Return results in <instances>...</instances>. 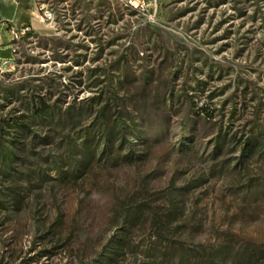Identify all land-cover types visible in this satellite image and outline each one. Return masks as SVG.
I'll return each instance as SVG.
<instances>
[{"label": "rangeland", "instance_id": "obj_1", "mask_svg": "<svg viewBox=\"0 0 264 264\" xmlns=\"http://www.w3.org/2000/svg\"><path fill=\"white\" fill-rule=\"evenodd\" d=\"M33 2L0 264H264V0Z\"/></svg>", "mask_w": 264, "mask_h": 264}, {"label": "crops", "instance_id": "obj_2", "mask_svg": "<svg viewBox=\"0 0 264 264\" xmlns=\"http://www.w3.org/2000/svg\"><path fill=\"white\" fill-rule=\"evenodd\" d=\"M37 8L33 0H0V58L13 59V40L9 27L34 29Z\"/></svg>", "mask_w": 264, "mask_h": 264}, {"label": "built area", "instance_id": "obj_3", "mask_svg": "<svg viewBox=\"0 0 264 264\" xmlns=\"http://www.w3.org/2000/svg\"><path fill=\"white\" fill-rule=\"evenodd\" d=\"M41 15H40V20L42 22H45V21H49L52 17V13L51 11L47 10V9H41ZM9 32L12 36V40L13 41H16L20 38H23V37H26L30 31H31V28L30 27H25V28H22V29H16L15 27L13 26H10L9 28ZM0 37H1V29H0ZM13 59H4V58H0V69L2 68H12L13 67Z\"/></svg>", "mask_w": 264, "mask_h": 264}, {"label": "trees", "instance_id": "obj_4", "mask_svg": "<svg viewBox=\"0 0 264 264\" xmlns=\"http://www.w3.org/2000/svg\"><path fill=\"white\" fill-rule=\"evenodd\" d=\"M29 34H30V33H29ZM29 34H28V35H29ZM45 108H46V107H45V106H43V107H41V108L37 109V112H38V113H42V112H44V111H45ZM246 145H247V144H246ZM247 148H249V147H246V149H247Z\"/></svg>", "mask_w": 264, "mask_h": 264}]
</instances>
